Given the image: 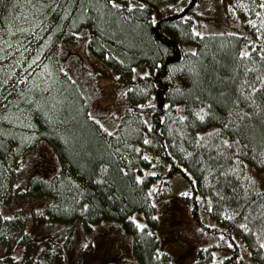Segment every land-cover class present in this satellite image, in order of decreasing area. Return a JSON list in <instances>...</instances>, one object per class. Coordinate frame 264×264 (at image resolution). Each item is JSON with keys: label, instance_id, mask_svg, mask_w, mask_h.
Masks as SVG:
<instances>
[{"label": "trees", "instance_id": "trees-1", "mask_svg": "<svg viewBox=\"0 0 264 264\" xmlns=\"http://www.w3.org/2000/svg\"><path fill=\"white\" fill-rule=\"evenodd\" d=\"M177 1L0 0V27L18 11L37 16L40 33L49 35L41 48L48 61L73 55L70 45L83 28L90 54L112 70L126 100L119 127L106 134L56 89L40 93L39 109L26 103L34 90L20 96L16 104H26L64 167L48 179L40 162L22 195L49 199L44 216L52 223L80 220L89 232L119 222L132 238L134 262L102 264H172L154 233L153 198L162 200L166 182L179 177L186 184L177 204L194 230L191 264H264V189L250 176L264 168V11L243 14L234 3L240 35L200 36L192 31L200 0ZM141 65L146 74H136ZM142 85L152 88L148 100ZM5 120L0 113V262L10 244L15 252L34 241L18 231L21 211L4 213L19 192L16 159L29 150Z\"/></svg>", "mask_w": 264, "mask_h": 264}, {"label": "rangeland", "instance_id": "rangeland-1", "mask_svg": "<svg viewBox=\"0 0 264 264\" xmlns=\"http://www.w3.org/2000/svg\"><path fill=\"white\" fill-rule=\"evenodd\" d=\"M185 2L186 0H180L175 4L178 7ZM234 3L244 9L243 14H246V10L264 11V0H200L201 11L193 21L192 31L200 36L240 35L243 32L241 18L232 12ZM161 10L165 12L170 8L165 6ZM26 12L23 15V11H18L11 21L0 27V113L5 116V124L10 119L16 124L20 134L29 140L24 145L29 150L22 158H17L15 164L12 181L20 185L17 188L19 192L13 196L4 213L9 215L21 211V216L15 214L21 218L18 219V231L21 228L30 232L34 241L15 252H11L13 244L7 246L5 249H8L10 256L5 257L0 264H37L38 261L46 262L48 257L57 259L58 264H102L115 257L132 263V238L119 222L110 221L100 226H92L89 232L83 229L80 220L68 225L52 223L44 216L49 199L22 195V184H27L29 177L37 172L36 166L40 162L47 167L44 176L48 179L63 172L64 167L60 165L45 136L33 124L26 104H16L20 96L34 90L35 96L30 94L26 103L34 104L35 109H39L42 106L37 103L40 102V93L48 94L50 89H56L70 102L67 106L76 105L81 111L83 108L89 119L106 134L116 132L121 122L118 119L119 114L126 104L121 82L116 81L112 70L104 62L90 54L83 28L78 32L80 39L70 45L73 55L64 59L61 55L60 59L57 56L55 63L53 58L48 61L46 52L41 49L49 35L43 37L40 28L34 23L37 16L33 14L32 17L31 10ZM57 53L55 51V55ZM147 70L146 66L141 65L136 68V74H146ZM50 82L53 83L52 86L45 90ZM140 92L148 100L152 88L142 85ZM145 147L149 149L150 144L146 143ZM250 172V176L264 189V168ZM185 184L183 179L173 178L163 188V199L153 198L157 218L154 233L160 239L162 250L169 255L172 264H191L196 257L194 252L187 253L190 247L187 244L189 239L194 238V230L190 227L189 216L177 204L176 198L185 190ZM135 217L143 224L144 219L140 214H135Z\"/></svg>", "mask_w": 264, "mask_h": 264}]
</instances>
